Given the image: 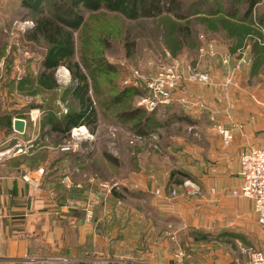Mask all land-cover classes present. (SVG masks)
I'll list each match as a JSON object with an SVG mask.
<instances>
[{"label": "rangeland", "instance_id": "obj_1", "mask_svg": "<svg viewBox=\"0 0 264 264\" xmlns=\"http://www.w3.org/2000/svg\"><path fill=\"white\" fill-rule=\"evenodd\" d=\"M25 1L0 0V108L2 113L12 114L13 119H24L27 124L24 133L14 128L10 135L1 131L0 160L4 176L11 174V179L19 175L23 180L24 174H27L26 183L29 185L26 197H31L19 202L7 200L4 205L20 207L24 204L23 207L29 210L31 198L40 197L50 188L42 185L41 181L50 162H41L36 166L39 167L37 174H33L35 170L25 165L22 167L26 169L18 170V161L24 155H38L45 147V158L51 161L65 154L62 146L66 145L70 147L69 151L75 152L74 156L63 162L65 170L61 175L68 179L63 184L69 198V211H80L86 229L96 230L98 247L102 248L108 243V248H112L115 254L125 253L140 261L154 263L157 260V229H169L166 222H159L160 209H186L198 213L205 205L204 198L217 199L219 196L225 198L227 206L233 205L235 210L244 209L241 200L247 198L234 194V191L241 189V181L235 174L240 170L239 166L233 164L231 172L220 177L224 183H219L222 181L214 176L212 169L216 168L219 152L224 154L226 161L237 157L238 162L244 149L252 146L264 148V135L260 132L249 138L241 133L245 125L253 127L250 125L253 120L250 113L257 108L260 112L264 110V79L256 77L247 84L260 97L244 94L254 104H244L245 110L242 112L246 116L238 122L230 116L231 111H223L225 118L219 117L222 111L217 109L220 108L218 99L211 109L209 103L212 101L208 103L198 98L187 102L186 96L196 92L190 83L214 85L210 87H218L217 84L222 87L221 84L226 82L235 83L236 72L253 63L250 53H255L257 45L264 47V25L255 21L241 22L223 13L195 16L189 21L191 33L186 36L177 27L184 22L172 17L129 21L117 14L105 13L90 19L93 31L85 48L103 52L105 59L115 66V71L98 78L101 102L107 104L97 105L99 125L94 132L89 128L72 129L69 137L60 141L54 133H45L47 128L43 129V126L51 114L60 117L75 108L71 90L76 81L71 71L62 65L54 74L56 89L38 84L41 65L50 46L43 39H32L31 29L35 25L32 19L36 11L28 7ZM52 1L44 0L41 6L48 9ZM242 13L238 11L237 15ZM260 17H264V0L254 12L256 20ZM129 43L133 47L131 54L127 46ZM203 47H212L215 53L202 52ZM234 47H237V53L232 51ZM172 63H178L182 76L173 91V100L154 109L148 108L143 103L149 96L148 81L156 71L158 77L163 67ZM221 64L226 66V71L220 67ZM189 66L199 73L208 74V82L188 79ZM232 86L234 84L227 89L229 95ZM127 87L136 88L138 92L121 106L111 104L113 98ZM208 94L210 99L216 95L214 91ZM192 106L200 113L197 117L194 115L193 120L190 118ZM130 107L146 110V117H151L150 124L154 127L152 133L141 137L130 129L132 124L124 125L120 121L118 114ZM171 113L188 117L194 123L175 121L167 124ZM212 116L215 120L211 119ZM157 121L165 124L157 127ZM217 123L234 129V141L230 147L222 143V148H218V140L213 135L217 133L220 138ZM210 149H213L212 153ZM105 153L116 157L119 163L106 160ZM8 166L12 167L11 171ZM32 182L35 183L33 187L30 186ZM114 191L122 198H114ZM4 193L9 192L5 189ZM245 202L248 204L245 208L254 211L252 201ZM209 203L213 206L207 207V213L219 208L216 200ZM33 209L40 215L47 213L44 205ZM175 220H178L177 224L181 222L180 218ZM241 220L244 221V218ZM77 225H71L69 229H79ZM180 226H176L179 232L185 229ZM35 229L41 228L37 225ZM236 231L240 233L242 263L248 264L251 251L262 249L263 229H257L258 244L255 246L249 245L250 230L244 229L243 223ZM73 233L70 230L68 237L73 239ZM180 250L187 251L177 247L174 250L175 259Z\"/></svg>", "mask_w": 264, "mask_h": 264}, {"label": "crops", "instance_id": "obj_2", "mask_svg": "<svg viewBox=\"0 0 264 264\" xmlns=\"http://www.w3.org/2000/svg\"><path fill=\"white\" fill-rule=\"evenodd\" d=\"M234 52L237 53V51ZM250 55L255 60V53H250ZM251 66H244L241 70L242 74L239 81L235 82L234 86H232L233 90L237 91L232 97L230 95L228 99L220 101L218 89L220 84H217L219 87H210L214 85L209 84H193V90L196 92L189 94L191 98L187 99V102L199 100L198 98L208 103L212 101L213 104L209 103L212 109L214 101L218 99L219 103L217 104L220 108L217 109L222 111L221 113L219 112V117L225 118L223 111H231L229 113L230 116L238 122L245 115L242 112L245 110L244 104H254L244 94L249 97L251 94H253V97H260L256 93L257 91L247 84L256 77H259L261 80L264 79V71L251 76ZM244 70L248 72V76L251 77L250 79L249 77L246 78V73L243 74ZM209 91L216 93L212 99L209 97ZM226 107L228 108L226 109ZM192 109L193 112H191L190 118L193 120L194 115L197 117L200 113L198 110H194V106H192ZM250 114V118L253 119L250 121V125H253V127L250 128L245 125V131L243 130L244 132L241 131V133L247 138L258 132L264 135V110L260 112L257 108V110L254 109ZM213 135L218 140V148H222L221 137L219 138L217 133H213ZM210 152L212 153L213 149H210ZM217 155L216 168L212 170L215 173L214 176L219 178V181H222L220 177H224L231 172L233 164L239 166L240 169V161L236 162L237 157L226 161L222 152L217 153ZM8 167L11 171L12 167ZM21 168L26 169L24 166H21ZM36 171L32 173L37 174ZM235 174L241 181V186L243 178L240 170ZM10 177L11 174L9 176L3 175L0 160V262H9L26 257H53L65 260L63 264H76L96 258L108 257L120 259L124 264H243L240 233L236 231L237 228H241L242 223L244 229L250 230L249 245L255 246L258 244L257 229L259 227L263 229L261 234L263 238L261 250L264 251V225L258 222L255 210L250 211L248 208H245L248 205L245 200H251L249 198L244 201L241 200L245 206L242 205L244 209L238 210H235L233 205L227 206L223 196H219L217 199L214 197L204 198L203 202H205V205H203L201 211L198 213H193L186 209L180 211L160 209L159 215L161 218H158L159 222H166L169 229H157V260L152 263L140 261L141 259H135L134 256L125 253L115 254L112 248H108V243L102 248L98 247L99 239L96 230L86 229V225L83 224V218L78 213L69 211L68 200L66 201L64 197L57 195L54 190L49 189L46 192H42L40 197L31 198L32 203L29 210L23 207L24 204L20 205V207L13 204L4 205L3 203L7 200L19 202L31 197L30 195L26 197L27 186L29 185L26 183L28 182L26 179L27 174H24L23 180L19 175L11 179ZM228 181L230 183V179ZM219 183H224V181ZM33 185L35 183L32 182L30 186L33 187ZM3 187L9 193H4L5 189ZM214 199L218 202L219 208L207 213V207L213 206L209 202H214ZM42 205L47 209V213L44 212L42 215L39 212L35 213L33 208ZM189 214L193 215L188 216ZM176 218H180L182 223L177 224L176 221L178 220H175ZM241 218H244V221ZM170 219H173V221H170ZM76 223L79 229H69L71 225H75ZM37 225L41 229H35ZM176 226L185 227V229H180L183 231L179 232ZM70 230L74 232L73 239L68 237ZM159 236L162 237V240ZM177 247L190 252L191 257L181 263H177L174 256V250Z\"/></svg>", "mask_w": 264, "mask_h": 264}, {"label": "trees", "instance_id": "obj_3", "mask_svg": "<svg viewBox=\"0 0 264 264\" xmlns=\"http://www.w3.org/2000/svg\"><path fill=\"white\" fill-rule=\"evenodd\" d=\"M43 1H25L28 7L36 11L32 19L35 24L31 29L32 39H43L50 46L41 65L42 70L39 74L38 84L48 89H56L57 83L54 74L62 65H65L71 71L72 78L76 81V85L71 90V96L76 102L75 108L60 117L51 114L47 117V121L43 126V129L47 128L45 133H54L60 141L69 137L73 128L80 126H86L94 132L99 125L97 105L107 104L101 102L98 78L115 71V66L105 59L103 52L96 51L93 48L91 50L85 48L89 45V39L93 31V27L89 23L90 19L105 13L117 14L120 18L129 21L172 17L184 22V24H179L177 27L186 36L191 33L189 21L195 16H213L223 13L226 17L241 22L255 21L262 26L264 25V17H260L259 20L254 18V12L262 0H211L212 2L210 0H53L48 9L41 6ZM238 11L243 13L238 16ZM131 44L127 45L130 54L133 49ZM236 49L237 47H234L232 51L234 52ZM254 51L256 58L251 64V76L264 71V47L257 45ZM220 67L223 71L227 70L225 65L221 64ZM241 70L236 72L235 82L239 81L242 74ZM244 73L247 74L246 78H251L245 70ZM218 89L219 99L222 101V99H225L223 89L222 87ZM136 91L138 92L136 88H124L120 91V95L113 98L110 103L115 106L120 104L119 106H121L125 104L126 100L131 99ZM236 92L232 88L230 91L231 97ZM186 97L188 100L191 98L189 95ZM146 114L144 108L130 107L121 111L118 117L124 125L132 124L130 129H133L136 135L142 137L154 131L153 125L150 124L152 122L151 117H146ZM175 121L194 123L188 117L171 113L167 124ZM163 124L165 122L159 123L157 121V127L163 126ZM0 130L4 131L5 135H10L13 132V116L10 113H2L1 108ZM249 149L246 148L242 151L239 156L240 161L242 154ZM71 151H66L62 157L50 161L48 157L45 158L46 155L44 154H47V150L44 147L38 155H24L18 161L20 163L18 170L22 165H25L29 166L30 170L36 171L39 169L36 166L40 165L41 162H50L47 172L43 174L42 185L50 186V190H54L57 195L69 201L63 184L64 177H61V175L65 170L63 162L69 160L71 155H75V152ZM105 158L113 164L119 163L118 159L109 153H105ZM181 183L179 182V184ZM112 195L114 198H122L116 191ZM76 213L80 215V211L77 210Z\"/></svg>", "mask_w": 264, "mask_h": 264}, {"label": "built area", "instance_id": "obj_4", "mask_svg": "<svg viewBox=\"0 0 264 264\" xmlns=\"http://www.w3.org/2000/svg\"><path fill=\"white\" fill-rule=\"evenodd\" d=\"M202 52L215 53L214 48L203 47ZM226 62V60H225ZM138 73V71L136 72ZM182 76L180 74V68L178 63L168 64L163 67L157 77L156 74L148 81L147 88L149 90V96L143 100V103L148 108L154 109L161 104H168L173 100V91L178 87V84ZM188 79L191 81H198L206 83L209 80V76L206 73H199L195 68L188 67ZM234 84L233 82H226L222 84L224 98H229L228 87ZM213 120L215 118L212 116ZM86 126H80L73 128L77 130ZM216 129L221 136L222 143L225 147H230L234 141V129L224 124L217 123ZM63 151H69V146H62ZM241 169L240 173L243 178V183L240 190L234 191L235 195H242L243 197L249 198L254 203V210L258 217V222L264 225V148L252 146L247 152H244L241 156ZM63 181L66 183L67 178ZM159 194L160 191H157ZM176 193L175 190L172 191ZM88 214V218H90ZM191 257V253L187 251H178L176 259L178 263L183 262L185 259ZM65 260L61 258L53 257H26L21 259H15L9 262H0V264H63ZM76 264H124L120 259L117 258H96L90 261L78 262ZM248 264H264V251L253 250L250 253V261Z\"/></svg>", "mask_w": 264, "mask_h": 264}, {"label": "water", "instance_id": "obj_5", "mask_svg": "<svg viewBox=\"0 0 264 264\" xmlns=\"http://www.w3.org/2000/svg\"><path fill=\"white\" fill-rule=\"evenodd\" d=\"M26 121L24 119L21 118H16L13 121V128L15 131L19 132V133H24L26 130Z\"/></svg>", "mask_w": 264, "mask_h": 264}]
</instances>
